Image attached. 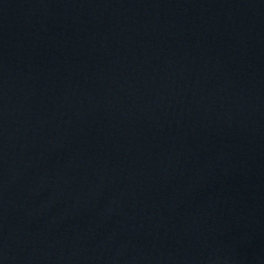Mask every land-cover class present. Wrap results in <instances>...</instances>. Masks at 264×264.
<instances>
[{"label":"water","instance_id":"1","mask_svg":"<svg viewBox=\"0 0 264 264\" xmlns=\"http://www.w3.org/2000/svg\"><path fill=\"white\" fill-rule=\"evenodd\" d=\"M0 264H264V0H0Z\"/></svg>","mask_w":264,"mask_h":264}]
</instances>
